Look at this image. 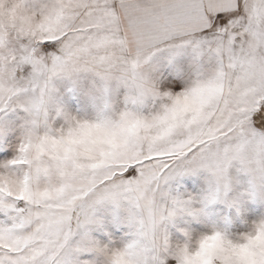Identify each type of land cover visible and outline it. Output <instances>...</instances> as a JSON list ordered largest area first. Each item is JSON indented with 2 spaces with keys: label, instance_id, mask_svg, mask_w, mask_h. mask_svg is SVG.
<instances>
[{
  "label": "snow or ice",
  "instance_id": "snow-or-ice-1",
  "mask_svg": "<svg viewBox=\"0 0 264 264\" xmlns=\"http://www.w3.org/2000/svg\"><path fill=\"white\" fill-rule=\"evenodd\" d=\"M9 9L0 7V118L23 126L0 173L22 180L19 191L0 183V264H193L174 242L204 231L178 217H202L238 185L264 198V0H19ZM84 74L105 101L91 122L75 119L55 86ZM202 170L215 184L206 197L170 190ZM104 205L123 210L125 235L120 220L97 216ZM200 255V264H264V222L255 237L202 244Z\"/></svg>",
  "mask_w": 264,
  "mask_h": 264
},
{
  "label": "rangeland",
  "instance_id": "rangeland-1",
  "mask_svg": "<svg viewBox=\"0 0 264 264\" xmlns=\"http://www.w3.org/2000/svg\"><path fill=\"white\" fill-rule=\"evenodd\" d=\"M9 4L11 11L19 7L18 0H0V7ZM178 79V76H173ZM58 101L69 111L85 117H95L105 107V101L97 90V85L93 78L87 74L82 75L75 81L58 79L55 82ZM178 86L175 90H179ZM121 97L113 94L110 103L115 105L119 103ZM12 114L8 117L0 118V153H10L11 155L0 159H11L15 154V144L19 143L23 121L17 124L15 129L8 126ZM13 138V143H9V138ZM170 190L185 197L191 195L204 198L215 190V184L209 173L200 171L195 174H188L174 180L170 184ZM124 212L122 209H116L112 205H104L97 210V216L106 224H113L120 220L116 225V230L121 236L128 231L127 224L124 221ZM264 218V198L251 197L244 194L240 185L236 186L225 196L218 198L214 203L209 204L205 209V214L200 218L178 217L176 224L190 231L207 230L209 227L227 232L228 234H237L245 231L250 223ZM171 227L175 235L182 237V233L177 231L176 227ZM96 235V233H93Z\"/></svg>",
  "mask_w": 264,
  "mask_h": 264
},
{
  "label": "clouds",
  "instance_id": "clouds-1",
  "mask_svg": "<svg viewBox=\"0 0 264 264\" xmlns=\"http://www.w3.org/2000/svg\"><path fill=\"white\" fill-rule=\"evenodd\" d=\"M18 4H19V0H18ZM17 15H19V13H17ZM71 114L77 120H88L91 122L93 119V117H85L73 112H71ZM61 129H63L65 133L67 132V127L61 125L55 129L57 137L60 134ZM89 132L90 130H86L83 135L72 138L70 143L79 144L82 140L86 139ZM68 146L69 145H63L61 146V148L64 151H67ZM84 162L85 163L99 162V156L97 155L94 161H89L85 159ZM21 180H22V176L20 174L0 173V183H3L6 188H12L14 191L20 190L18 188V184ZM261 222H264V218L252 221L249 227L243 232L237 234H228V235H225L224 231L222 230L209 227L204 232L194 234L191 237L190 241H188L187 243L185 241L174 242V247L186 250L188 257L193 261V264H200V261L202 260V256L200 255V249L202 244L206 248H212L213 246L217 245L221 240H225V241L230 240L233 244L243 242L244 238L249 235L255 237L256 226ZM217 233H219V235H217ZM172 258L175 259V257ZM122 264H126V262L122 261ZM176 264H180V261L177 260Z\"/></svg>",
  "mask_w": 264,
  "mask_h": 264
}]
</instances>
